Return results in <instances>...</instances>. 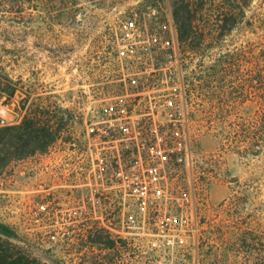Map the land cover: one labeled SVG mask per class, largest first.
I'll return each instance as SVG.
<instances>
[{"label":"rangeland","instance_id":"obj_1","mask_svg":"<svg viewBox=\"0 0 264 264\" xmlns=\"http://www.w3.org/2000/svg\"><path fill=\"white\" fill-rule=\"evenodd\" d=\"M185 2L201 38L180 45L171 0H0V129L54 134L29 153L0 143V244L39 264H264V0ZM138 130L191 140L141 209L124 190L146 172Z\"/></svg>","mask_w":264,"mask_h":264},{"label":"trees","instance_id":"obj_2","mask_svg":"<svg viewBox=\"0 0 264 264\" xmlns=\"http://www.w3.org/2000/svg\"><path fill=\"white\" fill-rule=\"evenodd\" d=\"M171 17L173 20V26L176 30V39L177 42L182 45L186 43H190L193 41L200 39L201 37L197 35V27L193 26V21L191 20L192 15H196L197 11H192L189 6V2H185V0H171ZM213 1V0H212ZM44 2V1H43ZM245 5L238 6V11L243 13ZM200 9V7H199ZM228 11V10H227ZM224 13L228 18L234 17L237 14L233 11H228ZM214 12V10H212ZM224 10L222 11V13ZM137 15L140 13H145L143 11L135 12ZM218 13L217 15H220ZM143 15V14H142ZM145 15V14H144ZM239 15V14H238ZM148 31L146 35H149L151 44L157 47H165L170 48L172 47L171 40L167 37V31L165 30L164 21L162 20L160 23H154L153 21H148ZM219 22V21H217ZM162 25V27H161ZM131 26H135V24H131ZM211 32L215 33L217 31H229L231 30V26L225 29L224 26L215 23L211 25ZM198 37V38H197ZM215 41V37H213ZM163 51V50H161ZM167 51V50H166ZM255 61V73L254 77L258 83V93L260 96V105L262 109L264 108V46L260 53L254 57ZM162 64H167V61H162ZM246 93V90L243 89ZM18 127H5L0 129V143H14V142H22V148L25 152H34L40 149H45L50 142L54 139V134L51 131V128L47 126L46 123H43L38 120L34 119H27L23 122V126L21 128V132L19 134ZM264 140V132L259 133V141ZM30 143H34L35 145L32 146ZM5 244V245H4ZM0 244V264H39L35 260H30L27 258L24 253L20 250L9 249V245L6 243Z\"/></svg>","mask_w":264,"mask_h":264},{"label":"built area","instance_id":"obj_3","mask_svg":"<svg viewBox=\"0 0 264 264\" xmlns=\"http://www.w3.org/2000/svg\"><path fill=\"white\" fill-rule=\"evenodd\" d=\"M2 124L3 121H0V125ZM128 130L129 128L123 129L124 132ZM139 135L140 140H143L141 147L145 152L143 162L146 172L133 170L132 167L129 168L128 175H126L124 190L127 192V195L136 202L138 208L141 209L145 203L151 204V197H160L166 189L163 184V179L165 178H163L162 173L159 172L160 175L152 176V172L156 170L159 163L164 164V162L169 171H175L179 166L178 162L184 161L185 155L190 148L191 140L188 131L175 132L168 136L161 135L159 139L157 136L149 137L148 135L147 137L144 131H139ZM146 139L149 142H146ZM154 154L156 155L154 156ZM154 157H156V160L153 159ZM178 171L179 169L176 172ZM121 177V173L114 172L113 176L108 178V182L110 185L118 184V182H115L113 179H123V177ZM186 210V207L185 209L180 207L179 212L180 214L187 213ZM162 225L165 226V230H168V225L165 222H163Z\"/></svg>","mask_w":264,"mask_h":264}]
</instances>
